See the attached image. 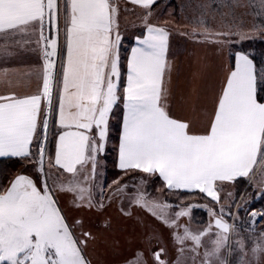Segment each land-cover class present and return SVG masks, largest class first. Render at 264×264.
I'll return each instance as SVG.
<instances>
[{
  "label": "snow or ice",
  "instance_id": "snow-or-ice-1",
  "mask_svg": "<svg viewBox=\"0 0 264 264\" xmlns=\"http://www.w3.org/2000/svg\"><path fill=\"white\" fill-rule=\"evenodd\" d=\"M156 7L0 0V158L20 165L0 183V264H264V209L248 206L264 198V51L249 50L264 0H186L187 25ZM174 34L212 50L214 82Z\"/></svg>",
  "mask_w": 264,
  "mask_h": 264
},
{
  "label": "crops",
  "instance_id": "crops-1",
  "mask_svg": "<svg viewBox=\"0 0 264 264\" xmlns=\"http://www.w3.org/2000/svg\"><path fill=\"white\" fill-rule=\"evenodd\" d=\"M177 1H178V4L175 6L176 9L174 11H172V13H175V15L170 16V13H167V11L165 13H163V15H162L163 7L165 5L163 3H161L160 0H157V7L155 8L156 17L159 18L160 20L172 19L174 21H178L180 24L187 25V20L185 19V13H183L181 11V8H182L181 4L184 5L186 3V0H170V2H172V3L173 2L177 3ZM119 3L123 6L124 0H119ZM134 21H135V17L133 15L128 16L127 22H125L123 20L121 21V30L124 33V48L128 49L129 51H130V47L132 46V44L135 43V38H134L133 33H138V31H139L138 27L133 28L131 26L132 22H134ZM137 24H138V22H137ZM174 37H175L174 38V40H175L174 45L179 52H181V53L187 52L188 54H191L193 51V48L195 47L196 51L200 55L201 59H205V58L207 59V64H208L207 78L209 80V83L214 82L216 77L218 76L219 62L214 60L212 50L210 48H207V47H200L198 45H194L190 38L180 36V35H176V34H174ZM258 43H261V41L259 40ZM251 45H253V43H251ZM258 49L259 50H253V49H249V50L259 51V52L264 51V43H262V45H260V47H258ZM182 58L185 59V61L187 60V56H184ZM257 60H259V58H257ZM37 62H38L37 58L34 55H30V54L25 55V56H22V57L15 59L11 63V69L15 72H18V73H27L32 66L37 64ZM2 67H4V65L0 64V68H2ZM20 90H27V89L22 88ZM0 159H7V158H0ZM254 167L256 168L257 173H258L259 164H257ZM246 187H247L246 184H237L236 185V188H238L240 191H244V189ZM226 189H227V191L230 190L228 188H226ZM249 190H250V188L248 189V191ZM198 205H199V203H198ZM261 209H264L263 205H262ZM205 216H207V211H206Z\"/></svg>",
  "mask_w": 264,
  "mask_h": 264
},
{
  "label": "rangeland",
  "instance_id": "rangeland-1",
  "mask_svg": "<svg viewBox=\"0 0 264 264\" xmlns=\"http://www.w3.org/2000/svg\"><path fill=\"white\" fill-rule=\"evenodd\" d=\"M160 1H161V3H163L165 5L163 7L162 15L166 11H167V13H172V11H174L176 9L175 6L178 4V1H177V3H174V2L172 3V2H170V0H160ZM181 5H183V4H181ZM174 38L175 37L173 36V42L175 41ZM258 41H259V38L251 41L250 43H253L254 46L251 45L250 49L259 50L258 47H260V45H262V42L258 43ZM253 52H255V55L257 58H260L261 52H259V51H253ZM258 173H259V171H258ZM118 174H119V171L117 169L113 168L111 162H109L106 179L109 180V182H110ZM257 178H259V175H257ZM149 191H152V189H149ZM226 191H227V189H224V191H222L221 195L223 196ZM233 191H235V189H233ZM254 191H255V189L250 188V190L248 192L251 194ZM189 199L195 205H198V203H199V205H202L203 203L206 202L203 200V198L200 195L190 196ZM262 205L264 206V198H261L260 196H254L249 200L248 206H249V208L255 207L256 209H261ZM109 211L112 212L113 214H115V209H110ZM204 211H205V209L202 207H199V206L193 208L192 218H191L193 227H199L202 224H206L208 222V219H209L208 214H207V216L204 217V214H203V213H205ZM241 215L243 216L244 213H241ZM257 227H260V225H257Z\"/></svg>",
  "mask_w": 264,
  "mask_h": 264
},
{
  "label": "trees",
  "instance_id": "trees-1",
  "mask_svg": "<svg viewBox=\"0 0 264 264\" xmlns=\"http://www.w3.org/2000/svg\"><path fill=\"white\" fill-rule=\"evenodd\" d=\"M263 50V49H262ZM255 54V52H254ZM20 168V165L16 163L14 160L10 159H0V183H7V178H11L12 175ZM110 179V178H109ZM109 182V180H107ZM197 196V195H192ZM204 217L206 215V211H204Z\"/></svg>",
  "mask_w": 264,
  "mask_h": 264
}]
</instances>
